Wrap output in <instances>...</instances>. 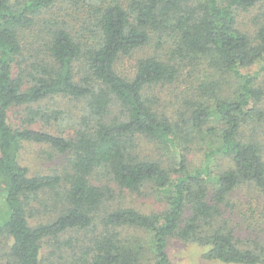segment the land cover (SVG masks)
I'll list each match as a JSON object with an SVG mask.
<instances>
[{
  "label": "trees",
  "instance_id": "1",
  "mask_svg": "<svg viewBox=\"0 0 264 264\" xmlns=\"http://www.w3.org/2000/svg\"><path fill=\"white\" fill-rule=\"evenodd\" d=\"M75 5L82 11L79 24L68 18L70 12L59 14L60 0H0V192L5 203L0 236L11 239L8 258L0 264H44L45 243L51 239L62 258L50 264H143L145 246L122 234L130 227L150 234L147 264H185L170 257L174 237L203 245L208 260L264 264V246L241 245L224 216L238 186L264 190V148L241 136L245 124L264 119V89L256 83L260 72L243 71L257 62L264 71V12L254 36L239 24V12L264 7V0ZM37 25L36 40H28L27 32ZM152 44L153 53L138 60L132 78L117 72L121 56ZM188 63L234 75L238 89L233 98L222 97L207 81L200 91L215 97L214 103H193L175 120L157 108L149 89L176 82ZM56 96L86 101V114L72 134L34 127L60 124L59 111L33 106ZM19 106L27 109L15 126L10 113ZM202 132L208 152L203 165L191 169L185 135ZM143 138L176 157L174 166L142 156ZM26 143L67 155L69 169L31 174L20 162ZM216 154L230 161L219 172L212 168ZM100 175L107 181L99 182ZM147 188L163 203L162 210L145 213L120 202L124 192L143 194ZM46 193L62 205L53 219L34 225V203ZM82 230L91 234L90 245L84 241L80 254L68 256L66 248L81 240L62 237Z\"/></svg>",
  "mask_w": 264,
  "mask_h": 264
},
{
  "label": "rangeland",
  "instance_id": "2",
  "mask_svg": "<svg viewBox=\"0 0 264 264\" xmlns=\"http://www.w3.org/2000/svg\"><path fill=\"white\" fill-rule=\"evenodd\" d=\"M99 0H60V12L59 14L64 17L66 12H70L68 16L72 19V22L79 24V17L82 15V11L79 10V6L75 5V2L90 7ZM264 7H255L250 11L239 12V24L247 33L252 36L260 25L262 20V14ZM81 14V15H80ZM48 14L45 15V18ZM40 26H34L31 31H28L26 36L28 40H36ZM154 45L136 49L131 55L121 56L116 62V70L118 73L125 77L132 78L137 70L138 60L146 55L152 54ZM32 51H29L28 54ZM191 63H188L183 75L172 84L156 85L149 89V96H152L155 100L157 108L161 112H165L175 120H181L183 112L190 111V106L193 103L205 102L206 104H213L215 97H204L201 94L200 87L209 82L210 86L216 85L217 90L214 89L215 95L218 94L222 97L233 98L238 89V79L234 75L222 74L220 72H212L209 67L201 65L198 68H194ZM261 62L244 68V73L260 72L259 77L256 80L257 85L264 89V71H260ZM213 87V86H212ZM204 91V89H203ZM204 95H211V93H203ZM217 95V96H218ZM45 110L52 111L57 110L60 114V124L56 121L47 123L37 122L34 124L36 129L47 130L55 133L65 132V134H72L76 128V124L79 121L81 115L86 114V101L74 100L66 96H56L53 98H47L42 100L40 104H33L34 107L39 106ZM192 107V106H191ZM260 107L264 112V99L260 103ZM27 106H19L14 108L10 113L11 123L15 126L19 125L21 118ZM188 139L186 143L187 155L190 161L191 169L200 167L205 160V154L208 152L207 142L208 136L204 132L192 136L190 133L185 135ZM241 136L244 139H256L260 141L264 148V119L262 121H255L245 124L242 128ZM183 147V143H182ZM139 151L144 157L151 159H158L166 165L174 166L177 162V158H172L165 149L154 142L143 138L140 140ZM20 162L22 165L29 168L31 174L42 173L63 174L69 169L68 156L59 154L47 145L26 143L25 147L21 150ZM230 164V161L225 158L223 154H216L212 160V168L214 171L226 169ZM100 175L99 182H105L107 179ZM96 180V181H98ZM149 187V186H148ZM118 192L120 188H117ZM60 196H63L64 188L59 189ZM124 196L120 198V202L123 204H131L145 213L152 211H160L164 208L163 203L157 200L152 194V190L147 188L142 194H131L124 192ZM55 194L46 193L42 194V198L39 202L34 203L36 209L33 211L36 215L31 219L32 224H36L40 221L47 222L53 219L61 207V200L55 199ZM229 205L225 207L224 216L231 223L234 228L238 241L241 245H251L253 247L259 245L264 246V190L251 184H243L238 186L235 191L231 192L228 198ZM60 206V207H59ZM5 209L4 196L0 192V211ZM124 238L131 243H141L145 246L143 264L149 262L152 257L150 246V234L141 228L130 227L122 231ZM77 238L81 240V243L76 245L72 249L68 250L67 255L73 256L75 253L81 252L80 246L84 241L87 245H90L91 234L82 231H72L64 234L62 239ZM11 239L8 235L3 234L0 236V260L6 261L10 250ZM75 243V241H74ZM57 245L54 240H49L45 243L44 255L46 258L44 264H50V262H59L60 254L57 252ZM168 251L170 257L175 262H181L185 264H224L222 262H216L205 258L204 253L206 248L196 242H187L180 240L179 238H171L169 240ZM46 253V254H45ZM56 253V254H55ZM59 256V257H58ZM62 258V257H61ZM142 264V263H141Z\"/></svg>",
  "mask_w": 264,
  "mask_h": 264
}]
</instances>
